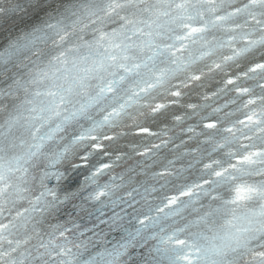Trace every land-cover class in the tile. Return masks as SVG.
I'll return each instance as SVG.
<instances>
[{"label":"clouds","instance_id":"1","mask_svg":"<svg viewBox=\"0 0 264 264\" xmlns=\"http://www.w3.org/2000/svg\"><path fill=\"white\" fill-rule=\"evenodd\" d=\"M0 264H264V0H0Z\"/></svg>","mask_w":264,"mask_h":264}]
</instances>
